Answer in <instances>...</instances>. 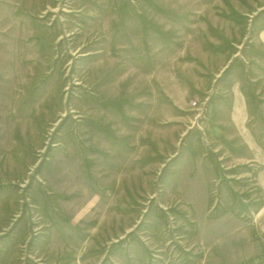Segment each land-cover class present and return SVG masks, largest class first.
Masks as SVG:
<instances>
[{
	"label": "rangeland",
	"instance_id": "rangeland-1",
	"mask_svg": "<svg viewBox=\"0 0 264 264\" xmlns=\"http://www.w3.org/2000/svg\"><path fill=\"white\" fill-rule=\"evenodd\" d=\"M0 264H264V0H0Z\"/></svg>",
	"mask_w": 264,
	"mask_h": 264
},
{
	"label": "crops",
	"instance_id": "crops-1",
	"mask_svg": "<svg viewBox=\"0 0 264 264\" xmlns=\"http://www.w3.org/2000/svg\"><path fill=\"white\" fill-rule=\"evenodd\" d=\"M231 118H234V116H231ZM231 121H233V119Z\"/></svg>",
	"mask_w": 264,
	"mask_h": 264
}]
</instances>
